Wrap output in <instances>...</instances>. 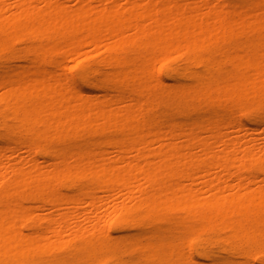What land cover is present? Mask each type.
Listing matches in <instances>:
<instances>
[{
    "label": "bare ground",
    "instance_id": "bare-ground-1",
    "mask_svg": "<svg viewBox=\"0 0 264 264\" xmlns=\"http://www.w3.org/2000/svg\"><path fill=\"white\" fill-rule=\"evenodd\" d=\"M262 135L264 0H0V264H264Z\"/></svg>",
    "mask_w": 264,
    "mask_h": 264
},
{
    "label": "rangeland",
    "instance_id": "rangeland-1",
    "mask_svg": "<svg viewBox=\"0 0 264 264\" xmlns=\"http://www.w3.org/2000/svg\"><path fill=\"white\" fill-rule=\"evenodd\" d=\"M126 32L131 34V33H134L135 30L132 29V28H130V29H126ZM90 50H91L90 48L87 49V51H90ZM256 143H257V144H264V135L259 136V137L257 138V140H256ZM203 196H205V195H203ZM109 209H110L109 207H108V208H102V209L100 210L99 213L102 214V215H104V214L107 213V211H108Z\"/></svg>",
    "mask_w": 264,
    "mask_h": 264
}]
</instances>
